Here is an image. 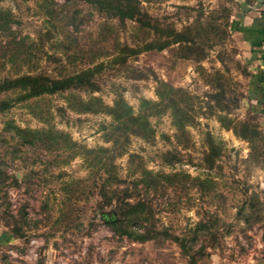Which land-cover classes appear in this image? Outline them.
Instances as JSON below:
<instances>
[{
	"label": "rangeland",
	"instance_id": "rangeland-1",
	"mask_svg": "<svg viewBox=\"0 0 264 264\" xmlns=\"http://www.w3.org/2000/svg\"><path fill=\"white\" fill-rule=\"evenodd\" d=\"M42 1L0 0L14 14L0 81L90 69L98 88L0 93L13 102L0 264H264V114L248 94L253 50L231 27L241 0H142L146 27L81 0H54L49 20ZM119 98L137 113L153 102L151 129L80 103Z\"/></svg>",
	"mask_w": 264,
	"mask_h": 264
},
{
	"label": "trees",
	"instance_id": "trees-1",
	"mask_svg": "<svg viewBox=\"0 0 264 264\" xmlns=\"http://www.w3.org/2000/svg\"><path fill=\"white\" fill-rule=\"evenodd\" d=\"M85 4L91 6L92 8L97 9L99 12L106 14L111 18H118L121 21L125 22L127 20L137 21L141 23L143 27L149 25L148 13L143 8L142 0H81ZM57 5V3H56ZM55 2L54 0H43L40 3L41 12L46 16L47 19L56 18L55 16ZM14 14L12 10L1 9L0 7V28H3L5 32L12 33V22L10 21L13 18ZM46 19V20H47ZM180 42V41H176ZM19 43L18 40L11 39L8 46H16ZM163 48V45H162ZM93 74H91L90 69L80 70L74 74H64L57 77L41 73L38 75H32L29 73L15 75L11 77H5L0 81V93L2 91H12V90H21L24 93L22 98H33L40 97L46 94H56L59 92L73 91L76 89H89L94 90L98 88V85L93 81ZM96 101L97 98L89 97V100ZM12 103L10 100L1 101L0 103V112H4L11 108ZM80 103L86 107L83 110L85 112H104L106 114H111L116 118H123L122 122L131 121L135 122V126H144L145 128L149 127V120L144 114L143 108L145 106L153 105L154 103L148 100H145L142 104L141 111L139 113L135 112L133 108L123 102V98H119L114 102L112 107H108L106 110L105 106L100 105L101 109H93L91 107L93 102L87 103L85 100H80ZM100 104H103L102 102ZM75 110V109H73ZM76 111V110H75ZM127 124V123H126ZM151 129V126H150ZM28 133V131H21ZM146 175H153V172L148 171ZM201 181H203L201 179ZM125 206H137L141 205V202L134 204L129 199L121 201L120 205ZM143 205V204H142ZM122 208V207H121ZM203 225L201 226V228Z\"/></svg>",
	"mask_w": 264,
	"mask_h": 264
},
{
	"label": "crops",
	"instance_id": "crops-1",
	"mask_svg": "<svg viewBox=\"0 0 264 264\" xmlns=\"http://www.w3.org/2000/svg\"><path fill=\"white\" fill-rule=\"evenodd\" d=\"M241 12L232 21V30L241 35L252 52L249 60L255 66L249 79L248 94L258 112L264 114V55L259 47L264 41V0H241Z\"/></svg>",
	"mask_w": 264,
	"mask_h": 264
},
{
	"label": "built area",
	"instance_id": "built-area-1",
	"mask_svg": "<svg viewBox=\"0 0 264 264\" xmlns=\"http://www.w3.org/2000/svg\"><path fill=\"white\" fill-rule=\"evenodd\" d=\"M262 52L264 53V42H263V46H262Z\"/></svg>",
	"mask_w": 264,
	"mask_h": 264
}]
</instances>
